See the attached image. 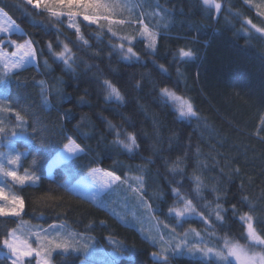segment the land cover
<instances>
[{"label":"trees","instance_id":"obj_1","mask_svg":"<svg viewBox=\"0 0 264 264\" xmlns=\"http://www.w3.org/2000/svg\"><path fill=\"white\" fill-rule=\"evenodd\" d=\"M215 1L219 13L204 0H138L131 16L105 19L98 12L95 23L74 17L77 32L66 17L57 21L27 0H0V10L22 30L9 39L30 41L38 65L19 91L36 94L33 107L16 129L18 138L0 134V152L22 153L19 171L40 178L37 186L7 181L25 207L18 217H0V240L24 223L39 230L63 227L115 255L112 264H165L156 252L167 255V264H237L214 254H225L224 242L258 250L239 217L250 215L264 239V35L257 31L264 32V16L254 1ZM144 28L156 33L154 47L141 35ZM121 45L138 58L124 60ZM65 48L72 55L68 65L58 59ZM180 49L191 50L193 58H181ZM105 81L121 100L109 97ZM164 89L191 103L195 117L181 119ZM10 93L7 82L0 91L6 107ZM0 120L6 128L17 124L13 111L0 112ZM128 134L136 138L131 152L116 142H127ZM69 137L83 151L48 176L46 167ZM93 168L114 172L121 185L95 200L78 195L73 186ZM132 193L137 205L152 210L163 246L117 217L130 216L127 210L115 216L99 205L110 207ZM189 202L202 220L173 213ZM209 248L213 257L201 251ZM259 251L264 255V247ZM5 256L0 244V264H10ZM85 259L58 253L52 264Z\"/></svg>","mask_w":264,"mask_h":264},{"label":"snow or ice","instance_id":"obj_2","mask_svg":"<svg viewBox=\"0 0 264 264\" xmlns=\"http://www.w3.org/2000/svg\"><path fill=\"white\" fill-rule=\"evenodd\" d=\"M28 3L33 4L37 9L43 7L49 13V15L55 17L57 21H59L61 17H66L71 22L69 26L75 28L77 32H79V28L76 27V24L73 21L74 17H82V20L85 22L95 23L101 18L100 16L96 15V13L100 11H107L111 7L109 4L105 3L104 0H28ZM204 3L209 5L210 0H204ZM214 7L219 10L221 6L220 4H215ZM104 18L108 19L107 17ZM15 28L16 26L11 23L7 28L0 25V32H10ZM16 30L18 31V29ZM141 35H146L148 37V47H154L156 39L155 32H149L147 28H144V30L141 32ZM3 43L4 41L0 40V45ZM10 43L16 49V51L11 52L10 55L5 54V52L0 49V61L5 62L4 66L6 69H19L26 61L32 59L35 56V52L30 41L17 43L15 40H11ZM121 48H123V45H121ZM67 52L68 49L65 48L64 52L58 57V59L62 60L66 65L69 64V58L65 55ZM132 55H134L133 50L131 47H129L127 49L126 58H130ZM179 55L181 58H193V53L191 50L180 49ZM6 77L7 72L5 73V78ZM0 83H4V78H0ZM104 83L108 90L109 97H114L116 100L122 99L120 92L116 87L107 81ZM162 91L166 96L172 95V93L168 92L167 89ZM3 111L12 112V109L10 106L6 107L3 102H0V112ZM180 115L189 117L195 115L191 103H185L181 105ZM15 120L17 121V124L12 128H6L5 122L0 120V134L10 135L11 137L17 136L18 133L16 129L23 128L25 116L20 112H16ZM116 142L128 152H131L135 147H137L136 138L132 134H128L127 142L124 140H117ZM63 149L64 152H66L69 156L83 151L81 146L70 137L67 138V142L63 145ZM22 155L23 154L20 152H16L14 155L9 153L7 159L8 164H18ZM3 156L4 154L0 153V158ZM61 158L66 159L68 157L62 156ZM99 171L100 170L93 168L90 169L89 174L95 178ZM0 174H2L4 177L11 178L13 182L21 187L29 182L35 183V181L40 179L38 176L29 173L27 170H25L23 175L18 174L16 170H6L2 163H0ZM104 176L107 179L102 181L103 186H109L112 182L121 180L120 176L110 171H105ZM138 183H140L142 186L143 181L140 180ZM197 183H199V181H197ZM175 195L179 196V191H176ZM141 201L143 202L142 197ZM0 202H2L0 203V217H18L24 211L25 202L23 198L6 191L5 187H0ZM217 207L219 208V205ZM233 210H235V206H233ZM185 211H194L190 202L185 204L184 210L176 212V215L181 216ZM217 218L220 219L219 214H217ZM239 218L241 221L245 222L248 240L255 244L264 245V239H262L257 234L254 228L252 217L250 215H244L240 216ZM35 242L36 246L30 242L29 238H21V236H18L17 229L8 231L4 238L0 240V244H2L4 249H6L5 259L10 258V264H29L31 259H34L36 264H51V257L57 251H59L61 254H67L70 251L82 250L87 252L89 250V245L87 243H79L75 240L74 236H62L60 233H55L54 235L45 233L43 236L37 234L35 237ZM201 251L204 255L212 253L211 248L207 250L201 249ZM162 252L166 253L167 249H162ZM214 254L222 261H227L228 256L237 258L243 256V264H264V255L249 256L247 255L245 248L238 244H233L228 249V255H225L221 251H217ZM153 255L161 256L165 264H167V255H162L160 252L153 253Z\"/></svg>","mask_w":264,"mask_h":264},{"label":"rangeland","instance_id":"obj_3","mask_svg":"<svg viewBox=\"0 0 264 264\" xmlns=\"http://www.w3.org/2000/svg\"><path fill=\"white\" fill-rule=\"evenodd\" d=\"M253 2V8L257 11L258 14H260L261 16H264V0H250V2ZM105 3L109 4L111 7L107 10V11H100V13L106 17H110V18H121L122 16H131L133 14H136L138 9H139V2L138 0H104ZM218 4L216 3L215 0H210L209 5H206L207 7L213 8L217 11V13L220 12L221 7L219 10H217L214 5ZM0 14H2V16H0V25L4 26L5 28L8 27V25L12 22V19L10 17H7V15H4L3 12ZM15 23V22H14ZM16 24V23H15ZM142 25H144V23H142ZM16 28L11 30L10 32H0V37L6 38L4 40V43L2 45H0V49H2L5 54L10 55L11 52L16 51L15 47L10 43V39L9 37L14 35V34H22V30L17 26V24L15 25ZM18 29V31L16 30ZM257 31H259L260 33H262L264 35V32L257 29ZM8 46L9 48H5V46ZM33 47V46H32ZM34 50V48H33ZM117 50H119L122 54V57L124 60L126 61H131L132 59H137L138 56L134 53V55H132L130 58H126V53H127V48H121L117 47ZM35 52V50H34ZM22 54V53H21ZM65 55L69 58V60H71V53L68 52L65 53ZM60 60V59H59ZM62 61V60H60ZM4 61H0V78H4V83H0V91L3 90L6 87L7 82H10V98H9V106L11 107L12 111L14 113L16 112H20L22 115H25V112L29 111L30 107L32 108L33 106L29 105L31 103H33L34 100V96L36 95L35 93L31 94H26V95H21L20 94V89H23L25 87L28 86V80L30 78V76L34 75L36 72H38V65H37V56L35 53V56L26 61L23 66L19 69H6L4 66ZM10 63V62H9ZM7 72V77L5 78V73ZM171 93V92H170ZM31 95V96H30ZM166 96V95H165ZM36 97V96H35ZM166 98L174 105L175 109L177 110L179 116L181 119L183 120H191L192 118L195 117L194 116H181L180 115V109H181V105L187 103L186 101L178 98L176 95H174L172 93L171 96H166ZM41 105V103H40ZM26 118V117H25ZM20 134H18L16 137L18 138ZM33 135V134H32ZM34 137L29 136V138H31V142L33 143L32 138ZM22 138L24 139L25 137L22 136ZM66 142L62 143V146H60L59 150H56V153H54V158L49 162L48 166L46 167V173L48 174V176H52V170L53 167L56 165V163L59 162H63L65 160H68L72 157H76L79 153H76L74 155L69 156L66 152H64L63 149V145ZM3 153L4 156L2 158H0V163L3 164L4 168L6 170H16L18 172V174L23 175L24 173H21L19 171V167H20V162L21 160L18 162V164L16 165H9L7 162L8 159V154L10 152H0ZM62 156L64 157H68L66 159L61 158ZM23 157V155H22ZM21 157V159H22ZM98 172V175L94 178L92 175L87 176L85 179H83L84 181H80L79 185H76V188H72L73 191H80L82 193H85L86 196L89 199H96L98 197H100L103 193H105L106 191H108L110 188H112L113 185H115V181L113 183H111L109 186H100V183L102 184L103 180H106L107 178L104 176V172L101 169ZM34 175V174H33ZM99 175L103 176L100 177ZM36 176V175H35ZM7 181H12L11 178H7L4 177L2 174H0V187H5L6 191H9V187L7 186ZM13 182V181H12ZM15 183V182H14ZM78 183V182H77ZM76 183V184H77ZM39 184V180L35 181V183H27L26 185H31V186H37ZM24 185V186H26ZM139 198L137 193H132L131 196L128 199H123L120 201H117V203L115 205H111L110 207H106L105 203H101L99 202V205H101L102 207L108 209L109 211H111L115 216H117V211H122V210H127V214L130 216H127L126 218H121L120 216L119 219L129 225V226H133L136 229H138L147 239H149L153 244L158 245V246H163V242L167 243L164 239V235H163V231L159 225V223L157 222V220L154 218V215L152 213V210L150 209V207H146L143 205H137L132 198ZM131 198V200H129ZM110 202V201H109ZM139 202L141 203V199H139ZM2 203V202H0ZM192 207V205H191ZM185 205L179 206L178 208H176L174 210V214L176 215V212L178 211H182L184 210ZM193 208V207H192ZM194 209V208H193ZM11 217V216H9ZM182 219H199L202 220V217L200 215H198V213L195 211H185L183 215L179 216ZM45 233H48L49 235H54L55 233H60L62 236H74L75 240L78 241L79 243H87L89 245V250L87 252H84L82 250H76V251H70L69 253H76V254H80L83 255L84 257H86V259L81 263V264H112L114 262V257L115 255H110V254H106L104 250L98 249L95 246L94 241H92L91 239H85L83 237V240H81L80 236L76 235L75 233L70 232L67 228H57L55 226L51 227V228H47L44 230H39L37 229V227H32V225H29L27 223H24L23 225L21 224L20 228L17 230V235L21 236V238H29L30 242L33 243L34 246H36V242H35V237L37 234L43 236ZM189 236H183L181 239H184L186 242H189ZM167 239V238H166ZM200 238L199 236H197L196 241H199ZM200 242V241H199ZM198 242V243H199ZM252 243V242H251ZM253 245H255L257 249L255 250H248L245 248L247 255L252 256V255H256V256H260L262 255L261 252L259 251L260 248L264 247V245H259V244H255L252 243ZM233 245V243L231 242H224L223 248L225 251V255H228V249ZM6 250V249H5ZM60 253L59 251L55 252L53 254V256L55 254ZM67 253V254H69ZM51 257V264H52V258ZM209 257H213V254H209ZM215 257V256H214ZM116 259V258H115ZM227 261H234L237 264H243L244 261V257L241 256L240 258L237 257H233V256H228ZM223 263V262H221ZM36 264V262H35Z\"/></svg>","mask_w":264,"mask_h":264},{"label":"crops","instance_id":"obj_4","mask_svg":"<svg viewBox=\"0 0 264 264\" xmlns=\"http://www.w3.org/2000/svg\"><path fill=\"white\" fill-rule=\"evenodd\" d=\"M28 1V0H27ZM1 11V10H0ZM1 13H2V11H1ZM3 14H4V12H3ZM4 15H6V14H4ZM0 16H2V14H0ZM8 17V16H7ZM13 23V25H16L14 22H12ZM98 175V174H97ZM87 176H89V174L88 175H86L84 178H82L80 181H84L83 179H85ZM100 177H103V176H101V175H99ZM80 181H78V183L77 184H75L74 186H73V188H76L77 186L76 185H79V183H80ZM113 183V182H112ZM115 185H113L112 186V188H110L109 190H112V189H114L115 187H118V186H120L121 184H120V181H115ZM100 186H103V184H101L100 183ZM108 190V191H109ZM108 191H106V192H108ZM74 192L75 193H77L78 195H81V196H83V197H86V198H88L87 196H86V194L85 193H82V192H80V191H75L74 190ZM105 192V193H106ZM105 193H103L102 195H104ZM101 195V196H102ZM100 196V197H101ZM99 198V197H98ZM98 198H96V199H98ZM89 199V198H88ZM91 200H95V199H91ZM81 240H83V238H80ZM86 239V238H85Z\"/></svg>","mask_w":264,"mask_h":264}]
</instances>
